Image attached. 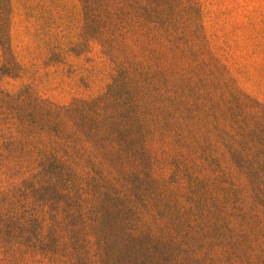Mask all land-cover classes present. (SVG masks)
Returning a JSON list of instances; mask_svg holds the SVG:
<instances>
[{"label":"rangeland","instance_id":"1","mask_svg":"<svg viewBox=\"0 0 264 264\" xmlns=\"http://www.w3.org/2000/svg\"><path fill=\"white\" fill-rule=\"evenodd\" d=\"M0 264H264V0H0Z\"/></svg>","mask_w":264,"mask_h":264}]
</instances>
